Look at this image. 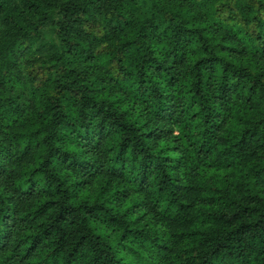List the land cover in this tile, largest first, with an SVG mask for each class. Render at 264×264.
I'll list each match as a JSON object with an SVG mask.
<instances>
[{
  "label": "trees",
  "instance_id": "obj_1",
  "mask_svg": "<svg viewBox=\"0 0 264 264\" xmlns=\"http://www.w3.org/2000/svg\"><path fill=\"white\" fill-rule=\"evenodd\" d=\"M0 264H264V0H0Z\"/></svg>",
  "mask_w": 264,
  "mask_h": 264
}]
</instances>
